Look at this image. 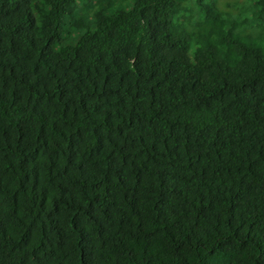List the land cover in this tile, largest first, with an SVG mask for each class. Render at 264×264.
<instances>
[{
	"label": "trees",
	"instance_id": "16d2710c",
	"mask_svg": "<svg viewBox=\"0 0 264 264\" xmlns=\"http://www.w3.org/2000/svg\"><path fill=\"white\" fill-rule=\"evenodd\" d=\"M85 1L0 0V264H264V0Z\"/></svg>",
	"mask_w": 264,
	"mask_h": 264
},
{
	"label": "rangeland",
	"instance_id": "374dc122",
	"mask_svg": "<svg viewBox=\"0 0 264 264\" xmlns=\"http://www.w3.org/2000/svg\"><path fill=\"white\" fill-rule=\"evenodd\" d=\"M247 1V0H246ZM230 2H232L233 4L237 3V0H220L219 1V7L224 10V11H231L234 12L233 9H230ZM90 4L85 1V0H76L75 3V16L76 17H81V15L84 16H90L89 13L93 12L92 10H88ZM116 6L118 7H125V5H122L121 3H118ZM117 8L110 10L109 13L113 12L114 10H116ZM90 18V17H89ZM89 24L91 23V20H86V23ZM93 22V21H92ZM93 24V23H92ZM90 30H92V28H90ZM247 33H249L247 31ZM81 36V32L80 31H76V30H70L68 23L66 22L62 28V43L64 46H68V45H73L75 44L76 40H78V38ZM191 53V51H190Z\"/></svg>",
	"mask_w": 264,
	"mask_h": 264
}]
</instances>
